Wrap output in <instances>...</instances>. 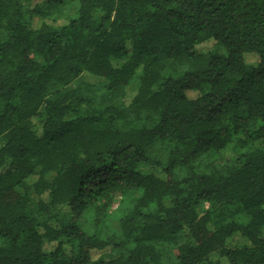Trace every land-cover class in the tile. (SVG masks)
<instances>
[{
	"label": "trees",
	"instance_id": "16d2710c",
	"mask_svg": "<svg viewBox=\"0 0 264 264\" xmlns=\"http://www.w3.org/2000/svg\"><path fill=\"white\" fill-rule=\"evenodd\" d=\"M0 264H264V0H0Z\"/></svg>",
	"mask_w": 264,
	"mask_h": 264
},
{
	"label": "rangeland",
	"instance_id": "374dc122",
	"mask_svg": "<svg viewBox=\"0 0 264 264\" xmlns=\"http://www.w3.org/2000/svg\"><path fill=\"white\" fill-rule=\"evenodd\" d=\"M246 60H247L248 63H251V62H253L255 60V58H253L251 56H248L246 58ZM131 88L135 89L136 85H132ZM224 156L226 158L225 160H231L233 158V155L230 152L226 153ZM118 204H119V198H116V200L114 201V205L112 206L111 212L115 211V209L118 207ZM231 240L227 241V245L228 246H231V244L235 245V244H240V243L243 242V239H241L239 237H235L233 241H231ZM46 250H48L47 247H44V251H46ZM212 258L215 259L216 256L213 255Z\"/></svg>",
	"mask_w": 264,
	"mask_h": 264
}]
</instances>
